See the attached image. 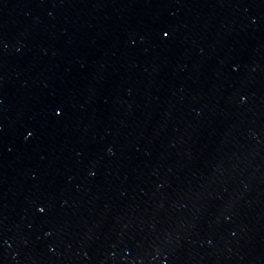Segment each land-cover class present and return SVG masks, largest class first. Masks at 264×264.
I'll return each instance as SVG.
<instances>
[{"label": "water", "instance_id": "water-1", "mask_svg": "<svg viewBox=\"0 0 264 264\" xmlns=\"http://www.w3.org/2000/svg\"><path fill=\"white\" fill-rule=\"evenodd\" d=\"M0 264H264V0H0Z\"/></svg>", "mask_w": 264, "mask_h": 264}]
</instances>
